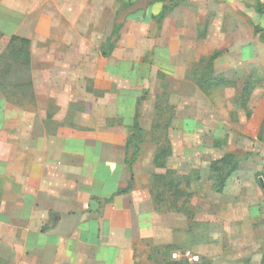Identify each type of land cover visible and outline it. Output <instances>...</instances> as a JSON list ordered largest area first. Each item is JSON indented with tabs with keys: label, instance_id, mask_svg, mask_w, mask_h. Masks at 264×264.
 <instances>
[{
	"label": "crops",
	"instance_id": "obj_1",
	"mask_svg": "<svg viewBox=\"0 0 264 264\" xmlns=\"http://www.w3.org/2000/svg\"><path fill=\"white\" fill-rule=\"evenodd\" d=\"M217 3L226 8L220 18L189 14L175 20L173 35L172 12L160 28L151 20L163 3L130 8L103 58V28L105 42L124 8L118 0H0V55L11 37L30 42V83L0 91V264H164L189 247L188 218L155 210L151 177L209 171L224 155L216 140L256 139L264 120V44L253 33L264 30V14L255 2ZM79 26L93 30L73 35ZM74 41L99 46L95 54L58 49ZM215 52L200 80L195 66ZM87 74L103 82L92 93ZM246 82L253 88L241 103ZM135 121L143 141L129 170ZM164 138L171 152L159 169ZM261 205L256 196V213Z\"/></svg>",
	"mask_w": 264,
	"mask_h": 264
},
{
	"label": "rangeland",
	"instance_id": "obj_2",
	"mask_svg": "<svg viewBox=\"0 0 264 264\" xmlns=\"http://www.w3.org/2000/svg\"><path fill=\"white\" fill-rule=\"evenodd\" d=\"M132 1L134 6L131 8L134 11L158 2L168 3V0ZM229 2L253 4L255 1L229 0ZM118 3L125 6L123 0H118ZM121 10L123 8L120 7L119 11ZM130 11L127 10L124 13ZM225 11L226 8L215 0H176V7L168 17L169 34L173 35L175 30L179 29V26L174 25L175 20L185 16L188 18L189 14H196L202 21L209 13L220 18L221 13ZM244 11L251 12V8L247 6ZM72 14L75 16L76 12H72ZM93 14L94 12H88L89 16H93ZM123 21L122 17L117 20V22ZM181 26L183 30L184 26ZM190 28L191 26L188 25L184 32H188ZM203 28L201 26L199 30ZM92 30L93 27L79 26L71 29V32L74 33L73 35H77L76 32L89 34ZM103 30L101 48L105 44L103 40L106 37L105 30L107 29L103 28ZM73 38L78 39L76 36L71 37V39ZM93 45L96 46V49H93ZM98 46L99 43L89 44L74 41L68 46L67 44L65 47L59 46L58 49L70 51L82 49L86 52L94 51L95 54ZM90 75L87 74L85 80L84 87L87 93L93 92L96 79L100 84L103 83L99 77L92 78ZM258 85L261 87L262 97H264V78ZM241 110L245 112V118L248 119L251 111L245 106H242ZM233 117L235 118V115ZM233 117L231 116V119ZM214 144L222 147L224 150L222 148L221 150L224 151V154L234 155L238 170L228 179L225 191L221 194L212 190L207 167L198 171L194 176L193 174L189 175L193 184L188 189L184 187L181 189L190 194V200L187 196H183L176 202L177 208H182L184 213L187 210L190 212V217L187 219L190 231L187 236L189 247L184 250L199 257L197 264H264V127L259 138L258 136L256 139L231 138L216 140ZM218 156L216 154L215 159ZM195 176L198 177V182L191 179ZM163 190L162 186L156 188V191ZM256 196L262 202L257 213L255 210ZM172 202L171 196L167 195L166 204L163 207H170Z\"/></svg>",
	"mask_w": 264,
	"mask_h": 264
},
{
	"label": "trees",
	"instance_id": "obj_3",
	"mask_svg": "<svg viewBox=\"0 0 264 264\" xmlns=\"http://www.w3.org/2000/svg\"><path fill=\"white\" fill-rule=\"evenodd\" d=\"M217 2L221 0H215ZM255 4L253 6L254 11L257 15L264 14V7L258 1L254 0ZM134 4L132 2L126 4L123 10L117 12V19L122 17L123 19L127 15L126 12ZM176 7V0H168V3L163 2L161 11L151 17L160 28L163 21L166 17L174 10ZM124 13V14H123ZM122 23L115 22L111 35L105 41L104 47L101 48V56L108 57L114 49V45L118 39V34L120 29L122 28ZM253 33L255 36H258L260 41L264 44V30L260 26H253ZM220 54L215 52L208 58H201L197 65L195 66V70L199 69L197 75L200 80H204L208 72L211 71L212 64L214 60ZM29 69H30V42L26 39L19 37H11L9 43L4 50V52L0 55V91L7 93L12 91H22L25 85L30 83L29 81ZM216 82L219 80L214 79ZM204 82L201 83V87L203 88ZM250 88H252L249 82L245 83L243 92L241 94L240 100L242 102L246 101L250 95ZM205 90V88H203ZM161 127V126H159ZM264 127V120L261 125V129L258 135L262 132ZM162 129V128H161ZM143 131L139 128L137 121L134 122V126L132 127V133L127 139L126 142V164L129 170L132 169V166L136 163L139 156V145L143 141L142 139ZM159 144V153L155 157V166L159 169L166 168L167 159L170 156L171 152V143L166 139L157 140ZM238 170L237 162L234 159V155L232 154H224L219 159L211 162L209 168V179L211 182L212 190L216 193H221L228 179ZM191 181L189 177L182 176L177 174L171 170H165L162 174H155L151 177L149 190L151 196L153 198V203L155 210L158 212H175L185 215L187 218L190 217V212H183L182 208H177L176 202L180 200L183 196H187L190 198V194L184 192L181 188L184 187L188 189L191 187ZM162 186L164 188L163 191H156V188ZM127 190L119 191L118 194L125 193ZM169 195L172 198V204L170 207L164 208L163 205L166 204V196ZM190 200V199H189ZM188 202V201H187ZM171 256V254H170ZM169 256V261L166 259L163 260L164 264H188L186 261H173ZM197 264V263H196Z\"/></svg>",
	"mask_w": 264,
	"mask_h": 264
},
{
	"label": "built area",
	"instance_id": "obj_4",
	"mask_svg": "<svg viewBox=\"0 0 264 264\" xmlns=\"http://www.w3.org/2000/svg\"><path fill=\"white\" fill-rule=\"evenodd\" d=\"M171 260L173 261H186L189 264H196L199 261V257L194 255L188 250L174 251L171 253Z\"/></svg>",
	"mask_w": 264,
	"mask_h": 264
},
{
	"label": "water",
	"instance_id": "obj_5",
	"mask_svg": "<svg viewBox=\"0 0 264 264\" xmlns=\"http://www.w3.org/2000/svg\"><path fill=\"white\" fill-rule=\"evenodd\" d=\"M261 182V181H260Z\"/></svg>",
	"mask_w": 264,
	"mask_h": 264
}]
</instances>
